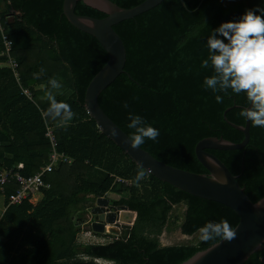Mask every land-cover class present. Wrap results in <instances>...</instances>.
<instances>
[{
    "label": "trees",
    "instance_id": "16d2710c",
    "mask_svg": "<svg viewBox=\"0 0 264 264\" xmlns=\"http://www.w3.org/2000/svg\"><path fill=\"white\" fill-rule=\"evenodd\" d=\"M3 1L5 10L0 11V18L6 23L22 86L32 92L33 103L22 95L0 57V168L18 169L24 176L38 173L49 163L48 128L53 131L58 153L68 156L72 163L60 162L44 174V182L51 189L43 191L39 204L24 202L7 207L0 222V264H99V260L181 264L221 240L161 247L160 237L171 222V213L181 205L185 212L180 229L185 236L198 233L208 221L222 219L235 229L239 217L223 205L190 196L146 172L134 183L142 169L101 134L84 108L86 89L108 56L93 37L66 20L63 0ZM110 1L130 9L146 0ZM183 1L187 9L179 0H164L151 11L113 27L126 49L125 74L101 93L98 104L128 137L129 112L158 128V138L140 146L158 161L190 173L207 174L196 158L195 146L210 137L241 143L243 134L225 122L224 113L230 109L228 122L244 126L245 119L239 113L248 102L243 93L236 95L230 90L228 94L218 93L222 101L217 102L211 91L204 90L203 79L212 74L210 67H200L201 60L207 58L206 39L221 23L237 20L246 10L264 7V0ZM75 14L106 17L82 2ZM51 78L61 84L53 90L56 99L71 105L74 113L65 127H58L46 115ZM125 102L127 109L122 106ZM249 133V142L242 150L208 152L233 176H240L237 183L256 203L264 197V128L250 123ZM114 177L132 180L133 185H117ZM16 190L15 183L5 187L6 201ZM108 193L120 196L114 206L137 214L129 239L94 234L108 242L77 244L79 228L75 224L81 221L74 219L87 208L86 197L101 198ZM176 223L177 217L172 225ZM262 259L264 250L244 264H264Z\"/></svg>",
    "mask_w": 264,
    "mask_h": 264
},
{
    "label": "water",
    "instance_id": "95a60500",
    "mask_svg": "<svg viewBox=\"0 0 264 264\" xmlns=\"http://www.w3.org/2000/svg\"><path fill=\"white\" fill-rule=\"evenodd\" d=\"M163 1L146 0L134 8L124 9L110 0H63V16L66 20L75 29L93 37L108 56L106 64L94 76L86 89L84 108L101 134L121 149L144 172H149L158 181L190 196L223 205L239 217V223L234 229L235 237L232 240H220L181 264H244L252 255L264 250V204L260 207L255 206L256 203L250 201L244 189L237 183L240 176H233L227 167L208 151L227 152L245 148L250 139V122L245 120L244 126L234 125L226 119V113L230 109L226 110L225 122L241 132L244 139L239 144L215 137L198 142L195 146V155L207 174H194L168 166L140 147H130L129 137L103 112L98 104L101 93L120 75L125 74L126 49L113 27L151 11ZM79 2L106 17L95 19L76 15L75 9ZM179 2L183 8L187 9L183 0ZM119 200L120 196L114 193L98 198L95 207L89 213L93 222L91 227L97 233L95 225L102 224L104 235L127 241L137 214L126 207L112 204ZM262 200L264 197L259 201ZM261 262H264V259Z\"/></svg>",
    "mask_w": 264,
    "mask_h": 264
},
{
    "label": "clouds",
    "instance_id": "9594fccd",
    "mask_svg": "<svg viewBox=\"0 0 264 264\" xmlns=\"http://www.w3.org/2000/svg\"><path fill=\"white\" fill-rule=\"evenodd\" d=\"M205 48L207 58L201 60L200 67H210L212 74L204 77V90L211 91L217 102L222 101L218 93L228 94L229 90L236 95L243 93L248 107L239 115L253 126L264 128V7L246 10L237 20L223 22L212 29ZM48 85L46 115L56 121L58 127H65L74 117L71 105L58 101L53 94V90L61 87L57 79H49ZM122 106L129 107L127 102ZM127 121L132 148H139L146 140L155 141L160 135L158 128L138 114L129 112ZM144 176L143 170L138 171L134 183ZM262 204L264 200L257 201L255 206ZM199 233L204 242L217 238L230 241L235 237V230L224 219L206 222L199 228Z\"/></svg>",
    "mask_w": 264,
    "mask_h": 264
},
{
    "label": "built area",
    "instance_id": "2783aa9c",
    "mask_svg": "<svg viewBox=\"0 0 264 264\" xmlns=\"http://www.w3.org/2000/svg\"><path fill=\"white\" fill-rule=\"evenodd\" d=\"M5 24L6 23H3L0 18V42L2 46V52L0 53V57L4 59V66L10 70L14 81L20 89L22 95L29 102L33 103V94L29 89L24 88L22 86L21 77L19 73V64L11 55L12 44L8 32L5 28ZM42 116L44 118L45 114H42ZM46 137L49 139L51 146L49 163L44 166L38 173L32 176H24L20 173L18 169L14 170L0 168V193L2 195H5V187L11 183H15L17 185L16 192L8 198L7 207L20 206L24 202H31L34 197L41 195L43 191L50 190V184L44 182V174L51 171V169H53L60 162L65 164L72 163V159H70L68 156L63 153H58L57 142L52 129L48 128ZM146 174L150 175L149 172H147ZM114 180L115 184L127 188H131L133 185L132 180L123 179L120 177H114ZM91 222L92 220H89V223ZM115 239L118 240L117 237Z\"/></svg>",
    "mask_w": 264,
    "mask_h": 264
},
{
    "label": "rangeland",
    "instance_id": "374dc122",
    "mask_svg": "<svg viewBox=\"0 0 264 264\" xmlns=\"http://www.w3.org/2000/svg\"><path fill=\"white\" fill-rule=\"evenodd\" d=\"M4 4V1H0V11H1V5ZM67 97V96H65ZM88 202L86 204V209L84 211L79 212L75 219L77 223V219L81 221V223L75 224L76 229H78V233L76 235V243L79 245H88V244H101V243H107V239L98 238L94 234L95 233L92 229V223H89V220H91L90 216V210L95 207L96 201L98 198H94L93 196L86 197ZM113 204V203H112ZM4 207V199L2 194L0 193V212ZM185 212L184 206H178L174 207L172 211V218L170 224L166 226L164 229L161 237H160V244L161 247H168V246H175V245H186V244H197L200 241V233H196L191 237L185 236L181 233V222L182 217ZM2 215V214H1ZM0 215V220H1ZM178 218V223L176 225H172L173 219ZM83 233V234H82ZM111 238V237H110ZM99 264H113L111 262L97 261Z\"/></svg>",
    "mask_w": 264,
    "mask_h": 264
},
{
    "label": "crops",
    "instance_id": "0c3cea01",
    "mask_svg": "<svg viewBox=\"0 0 264 264\" xmlns=\"http://www.w3.org/2000/svg\"><path fill=\"white\" fill-rule=\"evenodd\" d=\"M3 10H5V2H4V4L3 5H1V11H3ZM10 19V18H9ZM3 196V199H4V207H3V209L1 210V212H0V215H1V220H2V218H3V216H4V213H5V211H6V209H7V201H6V198H5V196L4 195H2ZM42 200V194L41 195H38V196H36V197H34V199L31 201V202H29L30 204H32L33 206H36L37 204H39L40 203V201ZM1 220H0V222H1ZM83 234V233H82Z\"/></svg>",
    "mask_w": 264,
    "mask_h": 264
},
{
    "label": "bare ground",
    "instance_id": "6f19581e",
    "mask_svg": "<svg viewBox=\"0 0 264 264\" xmlns=\"http://www.w3.org/2000/svg\"><path fill=\"white\" fill-rule=\"evenodd\" d=\"M109 217V215H108ZM95 229L98 230L97 233L103 234L104 233V227L102 224L95 225Z\"/></svg>",
    "mask_w": 264,
    "mask_h": 264
}]
</instances>
